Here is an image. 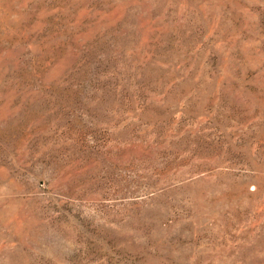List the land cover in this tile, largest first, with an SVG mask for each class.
<instances>
[{"label":"rangeland","instance_id":"rangeland-1","mask_svg":"<svg viewBox=\"0 0 264 264\" xmlns=\"http://www.w3.org/2000/svg\"><path fill=\"white\" fill-rule=\"evenodd\" d=\"M0 264H264V0H0Z\"/></svg>","mask_w":264,"mask_h":264}]
</instances>
